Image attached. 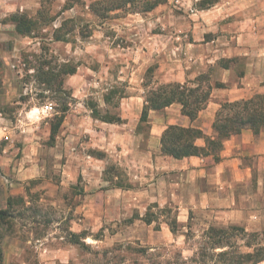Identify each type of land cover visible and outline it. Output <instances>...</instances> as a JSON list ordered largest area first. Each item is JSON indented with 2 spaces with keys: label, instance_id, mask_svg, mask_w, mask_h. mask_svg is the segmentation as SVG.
<instances>
[{
  "label": "crops",
  "instance_id": "1",
  "mask_svg": "<svg viewBox=\"0 0 264 264\" xmlns=\"http://www.w3.org/2000/svg\"><path fill=\"white\" fill-rule=\"evenodd\" d=\"M198 1L182 3L190 10L187 22L183 21L190 37L185 44L191 55L190 69L169 63L161 69L165 72L164 82L180 83L215 71L209 83L214 85L218 81L222 86L212 87L208 103L195 119L183 115L181 106L172 103L160 110H149L145 122L148 125L139 130L143 97L123 96L117 113L121 122L96 119L91 110L69 112L54 136L57 140L46 152L56 163L61 158L60 183L81 176L83 197L100 199L99 206L110 219L133 210L142 216L151 204H156L160 208L172 207L181 227L189 219H196L207 225L237 224L247 230H261L264 229V129L254 133L243 128L226 138L217 160L213 154L174 158L160 151V137L167 125L194 127L213 137L212 123L220 103L249 99L257 93L264 96V0H217L207 8L195 6ZM32 5L33 0H0V108L17 102L9 89L8 72L14 68L10 56L21 48L25 38L15 32L7 17L31 9ZM145 70L146 65L139 63L132 80H137ZM190 76L192 79H188ZM19 116L29 126L18 132L15 142L9 138V127L0 125V140L8 135L4 141H9L0 149V208L6 206L9 196L24 192L31 180L57 187L53 177H44V149L38 142L39 117L33 109L21 110ZM1 122L8 123V118L0 111ZM42 134L50 138V126ZM194 143L205 145L203 138L195 139ZM91 151L102 152L104 156ZM109 162L123 168L131 186L109 185L104 178ZM155 223L135 219L128 227L143 224L150 229L147 243L160 242V237L180 241L181 234L172 233L166 222H160L156 230L152 227Z\"/></svg>",
  "mask_w": 264,
  "mask_h": 264
},
{
  "label": "rangeland",
  "instance_id": "2",
  "mask_svg": "<svg viewBox=\"0 0 264 264\" xmlns=\"http://www.w3.org/2000/svg\"><path fill=\"white\" fill-rule=\"evenodd\" d=\"M93 1L96 0H84V4L62 10L64 0H33L31 9L18 11L31 17H36V12L40 11L53 21L34 28L33 37H25L21 48L10 56L14 68L8 72L9 89L14 93L13 101L17 102L1 106L0 111L8 118V123L0 125L9 127L7 133L15 142L18 132L29 126L19 119V112L33 109L39 117L38 142L44 149V177H53L57 187L31 180L24 192L13 195L16 199L13 215L0 223V264H226L223 261L226 256L252 252L259 242H264V229L247 230L239 225L244 228L243 233L227 229L232 224L207 225L196 219H189L184 227L177 222L174 234H181L179 242L160 237V242L147 243L150 229H145L143 224L140 226L141 223L128 227L135 219L142 220L145 213L141 216L133 210L110 219L100 208V199L83 197L81 176L72 182L60 183L61 158H57L56 163L46 152L57 139L44 137L42 131H47L63 106V116L69 112L88 113L92 105H97L102 115L105 110L116 114L120 112L119 95L144 97L149 88L164 83L165 72L161 69L166 63L190 69L191 55L185 45L190 37L187 23L183 22H187L190 10L182 6L184 0H166L148 12H135L128 6L108 12L103 8L104 0H100L102 2L96 4L92 12L89 4ZM64 19H71L63 30L68 40H53V29ZM25 56L28 62L24 61ZM37 56L49 60L56 69L68 62L76 66V71L64 76L60 90L48 91L36 74ZM139 63L145 64L146 69L151 66L152 72L148 74L145 70L137 80H132ZM214 74L215 71H208L198 75L210 82ZM147 80L150 83L144 86ZM110 90L112 99L109 104H103V97ZM48 103L53 105L54 111L45 115L39 108ZM147 125L142 122L139 130H145ZM7 142L1 139L0 149ZM105 175L110 176L112 183L119 181L123 186H131L123 168L113 162L106 165ZM82 204L86 207L82 208ZM146 213L155 220L152 226L155 230L159 229L160 222L167 223L176 217L172 207L160 208L154 204ZM211 226L226 230V235L230 236L228 245L211 248L208 238ZM71 233L80 234L89 249L73 244ZM246 241H250V247L246 246ZM221 251L227 254L220 255Z\"/></svg>",
  "mask_w": 264,
  "mask_h": 264
},
{
  "label": "trees",
  "instance_id": "3",
  "mask_svg": "<svg viewBox=\"0 0 264 264\" xmlns=\"http://www.w3.org/2000/svg\"><path fill=\"white\" fill-rule=\"evenodd\" d=\"M103 8L105 11H112L118 8H131L135 12H148L155 8L159 3L166 0H104ZM217 0H200L196 3V6L200 8H207L213 5ZM102 1L96 0L89 4L90 10L93 12L94 6ZM84 4V0H64L62 10L71 9L77 4ZM36 17L27 16L23 13H12L7 17V20L13 24L14 30L17 34L23 37H33L31 34L33 29L39 24L44 26L52 22L53 19H46L40 11L36 12ZM71 19H64L60 22V25L53 29V40L67 41L66 32L64 30L65 24ZM38 57V56H37ZM38 57L39 66L36 67V74L39 81L45 86L48 91L57 92L62 88L63 78L65 75L74 74L76 66L71 65L68 62L61 63L59 68L52 67L50 61L47 59H40ZM24 61H27L26 56ZM220 66L226 67V63H220ZM46 67V70L44 69ZM152 67H148L146 73L151 74ZM150 80L143 83L147 86ZM213 86H222V83L215 81L214 85L206 82L205 76H197L193 80L180 83L177 81L164 82L156 87L149 88L143 97V107L140 114L139 121L146 122L147 114L149 110H160L169 106L172 103H178L181 108V113L188 116L191 120L195 119L198 113L205 108L210 97V91ZM113 91H109L103 97L105 103L109 104L112 99ZM123 97V95H119ZM91 115L96 119H100L107 122H121L120 117L116 114H111L108 111H101L97 105L91 106ZM65 112V106L62 107V111L55 117V120L50 123V138L54 139L60 124L63 121V113ZM214 135H205L200 129L194 127H183L179 125L170 124L167 125L162 131L160 137V151L162 155L171 156L174 158H182L190 155H208L213 154L214 158L218 159V151L221 149L223 141L231 135L239 133L243 128H250L254 133H258L264 129V96L262 94H254L249 99L225 101L220 103V107L215 113V117L212 123ZM139 129V127H138ZM203 138L205 141L204 146H198L194 143L195 139ZM94 153V151H91ZM97 156H104L102 152H96ZM114 168V167H110ZM110 184L117 187H124L121 182L112 183V179L106 178ZM18 196V195H17ZM22 200V197H20ZM16 199L13 196L7 198L6 206L0 208V223L7 217L13 215V205ZM154 206H157L154 204ZM142 220L149 224L154 220L147 216L145 213ZM170 231L174 233L176 231V217L167 222ZM227 229L234 231L239 230L245 233L244 228L232 224ZM208 235L211 240V248L224 247L228 245L227 239L230 238L226 235V230L223 228H217L214 226L209 227ZM233 234V233H231ZM253 234V233H252ZM248 234V235H252ZM264 234V231H262ZM70 241L73 244L78 245L80 248L89 249V245L83 240L80 234L71 233ZM246 246L250 247V241H246ZM1 254V251H0ZM220 255H226L227 252L221 251ZM236 258V259H235ZM226 264H241L245 261H251L252 264L264 261V242L258 243V246L252 250V252L238 253L237 257L229 256L223 260ZM135 264V263H134Z\"/></svg>",
  "mask_w": 264,
  "mask_h": 264
},
{
  "label": "built area",
  "instance_id": "4",
  "mask_svg": "<svg viewBox=\"0 0 264 264\" xmlns=\"http://www.w3.org/2000/svg\"><path fill=\"white\" fill-rule=\"evenodd\" d=\"M49 104H51V103L44 104V105L41 107L43 113H45V114H49V113H51V112L54 111V107H53L52 104H51L52 107H51V108H48V105H49ZM45 109H47V111H45ZM3 137H4V139H7L8 135H4Z\"/></svg>",
  "mask_w": 264,
  "mask_h": 264
},
{
  "label": "clouds",
  "instance_id": "5",
  "mask_svg": "<svg viewBox=\"0 0 264 264\" xmlns=\"http://www.w3.org/2000/svg\"><path fill=\"white\" fill-rule=\"evenodd\" d=\"M51 107H52V105H51V104H49V105H48V108H51ZM45 111H47V109H45Z\"/></svg>",
  "mask_w": 264,
  "mask_h": 264
}]
</instances>
